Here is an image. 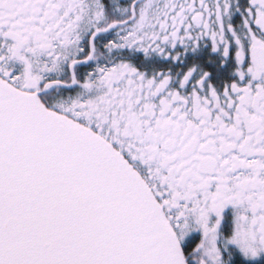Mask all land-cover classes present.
<instances>
[{"label":"snow or ice","instance_id":"6c2138e0","mask_svg":"<svg viewBox=\"0 0 264 264\" xmlns=\"http://www.w3.org/2000/svg\"><path fill=\"white\" fill-rule=\"evenodd\" d=\"M0 264H264V0H0Z\"/></svg>","mask_w":264,"mask_h":264}]
</instances>
